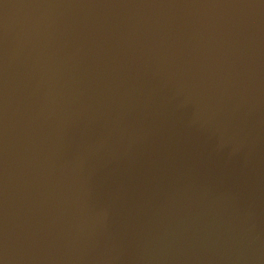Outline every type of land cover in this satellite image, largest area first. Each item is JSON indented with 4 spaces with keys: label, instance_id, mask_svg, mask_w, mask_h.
Segmentation results:
<instances>
[{
    "label": "water",
    "instance_id": "95a60500",
    "mask_svg": "<svg viewBox=\"0 0 264 264\" xmlns=\"http://www.w3.org/2000/svg\"><path fill=\"white\" fill-rule=\"evenodd\" d=\"M3 264H264V0H0Z\"/></svg>",
    "mask_w": 264,
    "mask_h": 264
},
{
    "label": "snow or ice",
    "instance_id": "6c2138e0",
    "mask_svg": "<svg viewBox=\"0 0 264 264\" xmlns=\"http://www.w3.org/2000/svg\"><path fill=\"white\" fill-rule=\"evenodd\" d=\"M0 264H3V262H2V261H0Z\"/></svg>",
    "mask_w": 264,
    "mask_h": 264
}]
</instances>
